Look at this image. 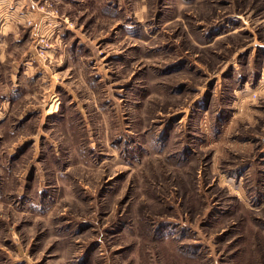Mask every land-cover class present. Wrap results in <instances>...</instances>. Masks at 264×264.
<instances>
[{
	"label": "rangeland",
	"instance_id": "1",
	"mask_svg": "<svg viewBox=\"0 0 264 264\" xmlns=\"http://www.w3.org/2000/svg\"><path fill=\"white\" fill-rule=\"evenodd\" d=\"M27 3L67 23L4 34L0 264H264V0Z\"/></svg>",
	"mask_w": 264,
	"mask_h": 264
},
{
	"label": "crops",
	"instance_id": "2",
	"mask_svg": "<svg viewBox=\"0 0 264 264\" xmlns=\"http://www.w3.org/2000/svg\"><path fill=\"white\" fill-rule=\"evenodd\" d=\"M32 4L34 5V3ZM28 5L29 4L27 3V0H0V62H4V59L6 60L9 58V56H6L9 55L7 52L9 51L11 46H15L7 45V42H5L4 39V34H7V36L11 37L12 39H21L22 36H20V34L18 33L20 25H23L25 27L26 21L31 20L33 22V27L26 28L30 29L28 38L33 40V28L38 26V21L40 20L42 15L38 13L35 8H33L32 6L29 7ZM55 24L56 22H53L52 26L47 28L43 23L41 26H39L38 30L40 34L46 35L50 40L55 41V48H53V50L49 51L47 54H49V56L56 57L59 60H63V47L61 46L62 40H60L62 27ZM18 42L16 44H18ZM16 46L25 48V45ZM23 51L24 54H22L19 60L22 61L27 56L28 58L25 59V67L23 68V70H20V72L25 73V71L27 70L32 72L33 69L35 70L34 74L43 75V73L46 74L47 71H50L49 66L44 64L43 61L37 57L35 49L32 45H26V49H23ZM35 61H37L38 64L34 63Z\"/></svg>",
	"mask_w": 264,
	"mask_h": 264
},
{
	"label": "built area",
	"instance_id": "3",
	"mask_svg": "<svg viewBox=\"0 0 264 264\" xmlns=\"http://www.w3.org/2000/svg\"><path fill=\"white\" fill-rule=\"evenodd\" d=\"M45 7H40L38 8L37 7V11L42 15L40 20L38 21V26H36L35 28H33V45L35 46V48L38 47V52L39 54L42 56L44 53L45 55L44 56H47V52L50 51V49L52 48V44L50 42V39L46 36V35H43V34H40L39 33V26H41L43 23L45 24V26L47 28L51 27L52 26V23L53 22H56L55 25H58L60 26L61 22H63L64 24H66L67 22L61 18H59L57 15H53L52 13L50 12H46L45 11ZM25 25L27 27H33V22L31 20H27ZM54 25V26H55ZM53 26V27H54ZM35 30V31H34ZM44 56H42L41 58L45 59ZM50 77H53L54 79H58V76L55 75V74H52L50 75Z\"/></svg>",
	"mask_w": 264,
	"mask_h": 264
}]
</instances>
